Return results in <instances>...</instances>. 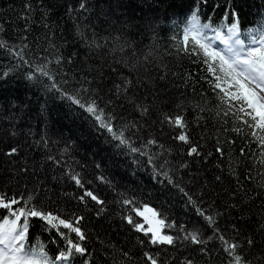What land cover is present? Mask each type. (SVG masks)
I'll use <instances>...</instances> for the list:
<instances>
[{
	"label": "trees",
	"instance_id": "obj_1",
	"mask_svg": "<svg viewBox=\"0 0 264 264\" xmlns=\"http://www.w3.org/2000/svg\"><path fill=\"white\" fill-rule=\"evenodd\" d=\"M191 2L0 0V41L17 50L27 44L25 51L36 62L41 58L50 60L49 68L69 92L79 90L81 84L97 90L100 107L106 112L114 110L121 117L114 121L117 128L126 123L141 125L139 131L131 127L126 132L136 146L152 138L158 141L157 145L144 148L146 155L116 147L117 142H109L104 130L97 131L91 126L83 110L26 79L25 68L13 71L16 61L0 49V138L7 143L5 133L15 132L11 140L21 147L15 160H6L0 155V193L24 199L35 195L43 209L73 222L76 216H82L80 226L86 234L82 243L89 250L86 258L90 264H144L145 251H159L165 264H184L186 258H194L197 264L206 261L222 264L225 258L211 242L208 244L211 256L202 257L193 252L195 246L181 239L186 234L181 228L192 231L204 223L196 212L197 206L213 216L216 212L222 213L217 219L221 228L229 229V235L231 225L237 222L245 232L254 235L257 246L250 258L253 264H264V230L260 228L264 225V165L260 163V150L256 143L247 145L246 151L248 148L252 151L242 158L238 149L245 146L243 138L234 132L217 131L220 127L215 116L218 101L208 81L201 79L208 75L205 66L178 53L171 39L179 31L173 27L174 22L184 19ZM233 7L240 15L242 30L258 26L256 21L264 18V0H233ZM222 10L223 4L214 13L209 8L202 12L205 19L211 14L217 22ZM60 56L62 65L57 64ZM112 68L148 85L147 91L142 88L136 92L140 97L147 95L144 102L150 101L153 105L147 123L140 118L138 110L116 99L114 90L110 91L114 83L120 82L118 72ZM6 71L9 74L5 77ZM90 94H85V98ZM109 100L114 103L108 104ZM181 102L193 142L201 145V156L186 155L188 146L173 138L178 129L165 124L161 130L160 113L178 112L176 105ZM198 106L205 111L200 112ZM225 135L235 137L236 143L231 148L226 146V155L220 158L214 146L217 136L223 140ZM208 152L212 156L204 159ZM229 153L236 175L229 174ZM49 155L54 159L47 160ZM149 156L153 157L152 163H148ZM24 157L29 161L27 173L21 168ZM56 160L60 162L55 163ZM222 160L225 162L221 163ZM185 162L187 167L181 168ZM249 170L252 180L247 179ZM69 172L80 175L83 188L70 179ZM163 172L179 187L170 183ZM217 175L222 176V181L216 180ZM237 176L252 197L242 205L243 214L239 208L226 207L227 203L235 202L230 194L239 187ZM86 189L105 203L98 205L90 197L80 201ZM188 196L196 205L189 202ZM124 199L133 203L124 205ZM35 202L34 199L32 203ZM144 205L155 208L166 220L162 231L178 237L175 247L140 243L147 237L128 225L124 217L132 215L134 221L147 228L144 218L133 211L135 207L143 211ZM173 224L174 227L170 226ZM30 233H40L35 239L30 238L31 243L38 239L50 253L57 251L58 243H52L58 236L55 230L41 231L37 225L30 228ZM75 264H82V260L77 258Z\"/></svg>",
	"mask_w": 264,
	"mask_h": 264
},
{
	"label": "snow or ice",
	"instance_id": "obj_2",
	"mask_svg": "<svg viewBox=\"0 0 264 264\" xmlns=\"http://www.w3.org/2000/svg\"><path fill=\"white\" fill-rule=\"evenodd\" d=\"M222 4V15L217 22L213 21L211 14L206 19L204 18L202 9L209 8L214 13L215 9L222 7ZM27 7L30 8L31 5H27ZM80 7L85 8V4H81ZM183 15L182 21L174 22L173 27L178 28L179 31L172 35L171 39L174 41L178 53H183L190 59L194 58L193 63H202L205 66L208 75L202 76L201 79L208 81L218 101L215 107V116L220 127L217 131L234 132L243 138L245 146L238 149L239 156L242 158L247 157L248 152L252 151L251 148L246 151V146L256 143L261 153L260 163L264 165V18L256 21L258 26L242 30L240 15L236 7H233V0H211V3L210 0H192ZM27 48L28 45L24 44L17 50L10 47L6 41H0V49L5 50L16 61L13 71L25 68L26 79L42 85L46 92L55 93L60 98L68 100L77 109L83 110L87 113L91 126L97 131L104 130L108 134L106 139L109 142H117L116 147L126 148L132 154L146 155L144 148L148 145L158 144V141L152 138L148 139L146 144L136 146L135 142L126 135V132L131 127H135L139 131L141 125L126 123L117 128L114 121L121 117H118L114 110L106 112L104 108L100 107L97 103V90L85 88L81 84L79 90L69 92L61 86V82L49 68L48 65L51 61L47 58H41L39 62L30 59L28 52L25 51ZM68 62L71 63V57ZM63 63V57H57V64L62 65ZM117 63L126 64L127 62L117 61ZM111 70L118 72L116 68ZM8 74L7 71L3 73L5 77ZM118 75L120 82L114 83L113 89L110 91L114 90L113 94L116 99H122L131 104L134 111L138 110L140 118L147 123V118L152 115L153 105L150 101L144 102L147 100V95L140 97L136 95V92L142 88L147 91L148 85L140 79H129L122 72H118ZM83 79L87 80V77H83ZM63 83L67 84V80H64ZM88 93L91 94L85 98V94ZM112 103H114L113 100L108 101V104ZM198 107L200 112L205 111V108ZM176 108L179 110L176 113H160L162 116L159 121L162 126L161 130L165 124L173 129H178V133L173 138L181 145L188 146L186 155L188 157L201 156V145L193 142L188 131L189 124L183 115L185 110L183 102L178 103ZM199 119L198 117L197 123H199ZM245 128L248 130L247 132L244 131ZM15 135V132H6L5 137L9 141L7 143L5 139L0 138V146H2L0 155L6 160H15L20 155V145L11 140ZM235 143V137L225 135L221 140L217 136L214 150L220 158H223L226 155L225 147L231 148ZM160 146L163 147V145ZM208 156H212V152L206 153L203 158L206 159ZM22 159L24 163L21 168L27 173L29 161L26 157ZM53 159L50 155L47 157V160ZM59 162V160L55 161V163ZM152 162L153 157L149 156L148 163ZM224 162L221 161V163ZM232 163L233 160L229 153L227 160L229 174L236 175ZM217 166L219 167V165ZM180 167H187V163H181ZM163 175L175 187H179L167 172H163ZM69 176L76 185L84 187L79 174L69 172ZM100 179L103 180L104 177H100ZM247 179H253L250 170L247 173ZM216 180L222 181V176L217 175ZM237 183L239 187L232 190L230 194V199L235 202L227 203L226 207L227 209L239 208L243 214L242 205L246 203V199L250 200L252 197L249 190L239 183V176H237ZM180 191L184 192V189L180 188ZM184 194L188 195L186 192ZM85 197H90L98 205L105 203L91 190L86 189L84 194L79 197L80 201H85ZM34 199L36 202L32 203ZM188 200L193 205L197 203L192 200L191 196H188ZM132 203L133 201L130 199L123 200L124 205ZM133 211L143 217L148 225L145 228L142 223L134 221L132 215L124 217L128 225H131L136 231L144 233L147 237L146 241L143 239L140 241L142 245L176 246L178 237L162 231L166 220L160 217V213L155 208L144 205L143 211L138 207L133 208ZM196 212L203 217L204 223L193 228L192 231L181 228L186 233L181 239L189 245L195 246L193 252L202 257L211 256L212 253L208 247L211 242L213 248L225 258L222 264H253V259L250 257L257 246L254 235L245 232L238 222L231 225V235H229V229L221 228L217 219L222 213L216 212L213 216L199 206L196 207ZM82 219V216H76L75 222H73L71 219L62 218L51 211H46L35 195H29L27 199H24L0 193V264H75L77 258L82 260V264H90L86 258L89 250L82 243L86 240L85 231L80 226ZM37 225L41 231L55 230L58 234L57 239L52 241V243H58L55 253H50L45 244L38 239L34 244L30 242V238L35 239L40 234L30 233V228ZM170 226L174 227L175 225ZM260 228L264 230V225H261ZM69 233H74V236ZM124 256L127 257L128 253L125 252ZM143 258L144 264H165V261L160 258L159 251H145ZM184 264H197V262L194 258H186Z\"/></svg>",
	"mask_w": 264,
	"mask_h": 264
}]
</instances>
